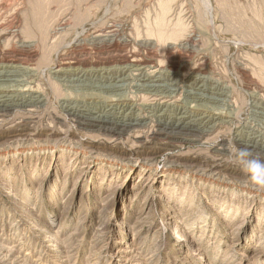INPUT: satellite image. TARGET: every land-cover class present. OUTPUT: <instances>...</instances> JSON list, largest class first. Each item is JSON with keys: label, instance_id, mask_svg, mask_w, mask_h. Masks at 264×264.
I'll use <instances>...</instances> for the list:
<instances>
[{"label": "rangeland", "instance_id": "1", "mask_svg": "<svg viewBox=\"0 0 264 264\" xmlns=\"http://www.w3.org/2000/svg\"><path fill=\"white\" fill-rule=\"evenodd\" d=\"M0 56V264H264V0H0Z\"/></svg>", "mask_w": 264, "mask_h": 264}, {"label": "clouds", "instance_id": "2", "mask_svg": "<svg viewBox=\"0 0 264 264\" xmlns=\"http://www.w3.org/2000/svg\"><path fill=\"white\" fill-rule=\"evenodd\" d=\"M231 158L243 172V176L237 181L239 185L264 191V159L254 157L247 147H233Z\"/></svg>", "mask_w": 264, "mask_h": 264}, {"label": "bare ground", "instance_id": "3", "mask_svg": "<svg viewBox=\"0 0 264 264\" xmlns=\"http://www.w3.org/2000/svg\"><path fill=\"white\" fill-rule=\"evenodd\" d=\"M32 11V10H31ZM33 12V11H32ZM29 14V13H28ZM113 28V27H112ZM119 30V29H118ZM162 30V29H161ZM148 31V30H147ZM179 32V31H178ZM114 33V32H113ZM161 33V35L163 36V32L161 31L160 32ZM148 34V33H147ZM149 34H151V33H149ZM101 35V34H100ZM99 35V36H100ZM104 35V34H103ZM109 35H112V34H109ZM114 35V34H113ZM161 35H159V36H161ZM165 35V34H164ZM98 35H97V37H99ZM148 36V35H147ZM92 37H94V36H92ZM108 38H110V37H108V34H107V39ZM106 39V38H105ZM106 39V40H107ZM110 39H112V38H110ZM85 40V39H84ZM149 40V39H148ZM103 41H104V37H103ZM105 42V41H104ZM112 42V41H111ZM113 44V43H112ZM5 54V53H4ZM3 55V54H2ZM1 57V56H0ZM5 58H7V57H5ZM2 60H0V63L1 64H3V65H5V64H9V62H6L5 61V59H4V57L2 56V58H1ZM63 60V59H62ZM60 61V60H59ZM58 61V62H59ZM68 61V60H67ZM6 62V63H5ZM63 62V61H62ZM64 62H66V61H64ZM68 62H70V61H68ZM61 63V62H60ZM67 63V62H66ZM17 64V63H16ZM20 64V63H19ZM60 65V64H59ZM60 67V66H59ZM139 67V66H138ZM8 68V65L6 66V67H2V69H4L3 71H5L6 69ZM29 68V67H28ZM28 68H27V70H28ZM94 68V67H93ZM142 68V67H141ZM79 69H80V66H79ZM138 69V68H137ZM140 69V68H139ZM83 71V70H82ZM87 71V70H86ZM144 71V70H143ZM88 72V71H87ZM3 74H5L4 72H0V77H2V75ZM29 75V74H28ZM27 75V76H28ZM153 75V74H152ZM24 76V75H23ZM25 78V77H24ZM23 80V79H22ZM25 80V79H24ZM17 81V80H16ZM2 85H4V84H2ZM7 86V85H6ZM11 86V85H10ZM36 86V85H35ZM4 87V86H3ZM2 87V88H3ZM37 87V86H36ZM39 87V86H38ZM7 88H10V87H7ZM6 88V89H7ZM5 89V87H4V90H6ZM11 89V88H10ZM10 89H8V90H10ZM11 90H13V89H11ZM17 91V90H16ZM18 92V91H17ZM20 92V91H19ZM18 92V93H19ZM12 97L13 96H6V95H2V97H0V118H2V117H7L8 116V114L11 112V110H12V104H10V101L12 100ZM120 104V103H119ZM30 112V111H29ZM80 118V117H79ZM95 117H93V118H87V117H85L84 118V121H82V118L80 119L81 120V122L83 123V124H88V123H90L91 125H93V126H97L98 124L97 123H100V122H102V120H100V119H94ZM98 118H100V117H98ZM207 121V120H206ZM80 122V121H79ZM109 124H110V128L109 127H107V129L111 132H114V131H116V128L117 127H128V126H130V125H127V124H124L122 121H119V123L120 124H115V126H113V128H112V123L111 122H108ZM190 123V125H192V123L191 122H189ZM180 124H186V122H185V120L183 119V120H179V122L178 123H176L175 125H173V126H171V127H175V129L176 128H178V126L180 125ZM182 125V126H183ZM187 125V124H186ZM184 127V126H183ZM185 128V127H184ZM184 128H182V130L184 129ZM193 129V128H192ZM114 130V131H113ZM178 130V129H177ZM190 129L188 128V131H189ZM161 131V130H160ZM163 131V130H162ZM161 131V132H162ZM196 131V130H195ZM200 131H201V129H200ZM160 132V133H161ZM201 132H203V131H201ZM19 135V134H18ZM118 135V134H117ZM167 135V134H166ZM156 136V135H155ZM3 144H2V148H3ZM244 147H249L248 145H243ZM4 156V155H3ZM168 225H173V222H171V223H167ZM188 235H183L182 237H187Z\"/></svg>", "mask_w": 264, "mask_h": 264}]
</instances>
